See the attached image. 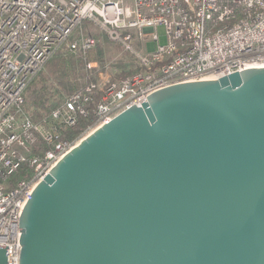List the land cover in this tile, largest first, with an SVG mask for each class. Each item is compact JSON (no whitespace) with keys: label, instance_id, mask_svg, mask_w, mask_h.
I'll use <instances>...</instances> for the list:
<instances>
[{"label":"water","instance_id":"obj_1","mask_svg":"<svg viewBox=\"0 0 264 264\" xmlns=\"http://www.w3.org/2000/svg\"><path fill=\"white\" fill-rule=\"evenodd\" d=\"M142 103L39 182L20 264H264V66Z\"/></svg>","mask_w":264,"mask_h":264},{"label":"built area","instance_id":"obj_2","mask_svg":"<svg viewBox=\"0 0 264 264\" xmlns=\"http://www.w3.org/2000/svg\"><path fill=\"white\" fill-rule=\"evenodd\" d=\"M86 22L105 30L134 66L61 96L47 114L38 108L36 120L28 88L59 50L87 56L97 40L80 31ZM261 66L264 0H0V245H8L7 264H20V216L34 189L83 138L164 87ZM82 118L87 126L67 138ZM25 164L27 175L14 178Z\"/></svg>","mask_w":264,"mask_h":264},{"label":"rangeland","instance_id":"obj_3","mask_svg":"<svg viewBox=\"0 0 264 264\" xmlns=\"http://www.w3.org/2000/svg\"><path fill=\"white\" fill-rule=\"evenodd\" d=\"M80 31L85 34H93L97 40L96 45L90 49V51L87 53V56L70 53V51L64 49L59 50L49 60V62L54 58L59 57V55H62L65 58H73V73L75 74L76 80H78V82H81V86L93 80H98L100 82L102 81V76L114 77L115 74L118 75L121 72L126 73V71L131 70V68L134 66V61L131 54L125 52L124 48L120 44L113 42L105 30L99 28L95 24L86 22L82 25ZM157 32L160 35V42L165 43L167 41L165 26L159 25L157 27ZM156 44L157 42L154 41L148 42V47L153 50ZM87 60H99L101 62L105 61L106 67L102 69V71L89 69ZM48 66L49 63L46 64L45 68L40 72L36 80L30 85L27 91V94H29L32 90L39 87L44 82L42 72L49 76L47 80V85L49 88L47 102L48 108L46 110H43V108H39L41 114L49 113L50 110L57 105V103H60V101L62 100L60 98L61 96L69 94L61 88L60 84H58L56 80H54L53 76H50V74H48ZM27 108L31 111L36 120L39 119L38 117H35V112L38 108H36L34 104L28 101Z\"/></svg>","mask_w":264,"mask_h":264},{"label":"trees","instance_id":"obj_4","mask_svg":"<svg viewBox=\"0 0 264 264\" xmlns=\"http://www.w3.org/2000/svg\"><path fill=\"white\" fill-rule=\"evenodd\" d=\"M48 63V74H50V76H53L54 80H56V82L60 84L61 88L65 92L71 93L81 87V82H78V80H76L75 74L73 73V58H65L62 55H59V57L54 58ZM42 77L44 82L39 87L35 88L29 94H27V102L29 101L30 103L34 104L36 108H43V110H46L48 108L47 102L49 88L47 85V80L49 76L42 72ZM35 113L36 116H39L38 111H36ZM87 124L88 122L84 118L80 119L78 125L66 130V137L69 139H73L76 136H79L83 129L87 126ZM27 171L28 167L25 164L14 175V178L25 177L27 175Z\"/></svg>","mask_w":264,"mask_h":264}]
</instances>
